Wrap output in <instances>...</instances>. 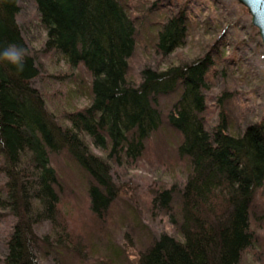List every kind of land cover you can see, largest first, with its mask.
I'll use <instances>...</instances> for the list:
<instances>
[{
  "label": "trees",
  "instance_id": "16d2710c",
  "mask_svg": "<svg viewBox=\"0 0 264 264\" xmlns=\"http://www.w3.org/2000/svg\"><path fill=\"white\" fill-rule=\"evenodd\" d=\"M30 1L46 50L71 70L90 74L91 105L62 120L48 111L34 85L41 68L18 20L20 0H0V52L15 44L27 53L22 72L0 59V212L16 220L1 264H39L46 246L59 255L83 246L62 218L52 155L68 152L92 179L91 212L104 220L118 200L114 170L141 160L147 140L162 127L158 99L171 94L179 100L167 121L182 136L177 151L188 165L187 179L159 191L153 208L176 215L178 235L153 241L139 264H241L255 243L252 211L264 189V118L242 129L222 109L218 123L208 125L213 53L161 71L146 68L137 83L130 77L137 27L121 0ZM170 1L172 10L154 30L155 52L164 58L186 45L194 18L188 3Z\"/></svg>",
  "mask_w": 264,
  "mask_h": 264
},
{
  "label": "rangeland",
  "instance_id": "374dc122",
  "mask_svg": "<svg viewBox=\"0 0 264 264\" xmlns=\"http://www.w3.org/2000/svg\"><path fill=\"white\" fill-rule=\"evenodd\" d=\"M158 1L162 6L155 8ZM175 1L192 6L191 35L182 49L164 58L155 52L154 30L165 22L163 14L172 10V2L121 0L128 6L137 27L138 45L130 60V77L140 83L146 68L161 71L213 53L216 66L208 78V108L204 115L208 125L213 127L218 123L222 109L242 129L246 123H258L264 118V45L250 12L234 0ZM20 6L18 20L29 53L41 68L34 85L44 95L48 111L58 120L67 113L83 111L91 105L90 74L84 69L71 70L54 52L47 51L46 33L36 5L30 0H20ZM178 100L179 94L158 99L163 114L161 129L147 140L139 162L114 170L119 195L104 220H97L91 212L92 179L68 152L52 155V165L60 177L61 215L71 237L84 242L76 249L84 251L63 249V255H59L50 249L52 246L42 244L49 249H41L39 264H139L141 253L153 241L164 234L178 235L172 223L176 215L153 208L159 191L174 185L182 187L187 179L188 165L177 151L182 136L167 121ZM252 213L255 243L244 254L241 264H264V189L258 193ZM0 215L1 264L16 220L2 212ZM47 231L45 227L39 234Z\"/></svg>",
  "mask_w": 264,
  "mask_h": 264
},
{
  "label": "water",
  "instance_id": "95a60500",
  "mask_svg": "<svg viewBox=\"0 0 264 264\" xmlns=\"http://www.w3.org/2000/svg\"><path fill=\"white\" fill-rule=\"evenodd\" d=\"M251 14L253 25L259 30L264 45V0H234Z\"/></svg>",
  "mask_w": 264,
  "mask_h": 264
},
{
  "label": "clouds",
  "instance_id": "9594fccd",
  "mask_svg": "<svg viewBox=\"0 0 264 264\" xmlns=\"http://www.w3.org/2000/svg\"><path fill=\"white\" fill-rule=\"evenodd\" d=\"M26 50L15 44L9 45L2 52H0V59L6 60L13 65L17 71L22 72L24 70ZM35 264V262H34Z\"/></svg>",
  "mask_w": 264,
  "mask_h": 264
}]
</instances>
